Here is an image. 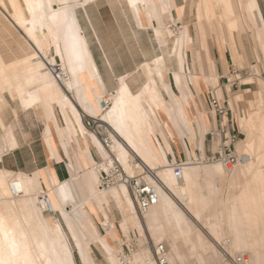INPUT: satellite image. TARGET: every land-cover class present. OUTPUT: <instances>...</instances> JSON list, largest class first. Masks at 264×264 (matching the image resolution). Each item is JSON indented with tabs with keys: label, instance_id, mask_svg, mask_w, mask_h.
Listing matches in <instances>:
<instances>
[{
	"label": "bare ground",
	"instance_id": "6f19581e",
	"mask_svg": "<svg viewBox=\"0 0 264 264\" xmlns=\"http://www.w3.org/2000/svg\"><path fill=\"white\" fill-rule=\"evenodd\" d=\"M23 1L24 5L20 0H8L11 11L9 15L8 11L6 13L14 28L24 34L33 52L28 55L24 52L26 56L9 62H5L0 53V99L3 88L9 86L22 95L23 107L42 104L45 110L52 113L50 116L54 118L57 129L54 128L60 137H66L63 142L66 150L68 136L74 135L82 170L74 171L70 162V177L58 181L52 174L51 166L48 167L49 177L40 176L39 171L26 174L0 166V217L5 219L7 230L14 233L19 246L17 255L11 259L19 264H23L25 257L32 264H77L72 242L81 264H98L91 253L92 245L101 247L108 264H156L151 241L165 246L170 264H191L193 259L198 264H232L230 256L234 255L235 249L249 251V264H264V113L260 114L257 110L264 103V87H257L258 90L250 98H247V94H251L250 89H246L242 91L243 95L238 92L234 98L228 96L226 100L227 109L232 111L235 109L234 101H242L245 107L252 103L258 106V112L255 116L252 114L255 118L253 125H249L248 121L250 111L246 113L241 107L238 126L248 138L239 142L240 154L237 153L240 160L233 166L226 167L219 160L197 161L195 149H199L200 138L195 147L190 145L180 127V123L186 126L182 102L196 113L194 118L199 123L201 135L213 127V123L205 122L198 107L189 69L184 70L185 49H191L193 70L196 65L200 80L218 88L217 95L223 98L218 73L214 70V74L208 75L205 70L206 61L215 68L209 36H212L220 54L226 49L235 63L244 64L246 57L240 51L238 31L247 32L248 46L256 59H262V64L256 63L261 64L259 69L263 77L257 74V64L255 68V65H251L250 69L264 83V19L258 0H188L178 9L181 22L174 32L167 25L169 19L173 20L171 0H124L135 18L139 12L146 15L147 11L155 18L164 17L166 24L154 26L153 36L158 44L170 43V46L168 51H160L144 60L133 73L119 77L117 86L110 91L102 83L78 20L77 5L80 12H86V8L98 0ZM186 3L194 14V36L181 17ZM6 4L0 2L2 15V10H7ZM50 43L54 55L58 56L56 59L48 53ZM257 50L261 51L262 57H259ZM55 60L61 62L66 72L67 77L62 83L56 80L50 67ZM170 61L174 62V68L169 67ZM170 73L179 94L172 88L168 78ZM198 77L193 75L195 82H198ZM122 78L123 85L120 83ZM89 79L97 80L101 86V92L97 91L94 98L87 88ZM39 81L43 84L40 90L42 85L37 84ZM139 81L142 82L135 88V83ZM33 84H37L38 90L29 92L27 88ZM93 84L97 86L95 81ZM121 87L126 88L127 93H122ZM223 89L229 90L227 87ZM70 94L88 114L100 119L110 138L113 156L99 138L89 132L98 155L106 160H91L90 164H86L82 159L84 144L70 114L78 120L82 115ZM53 104L63 114V129L59 126L57 115L53 114ZM79 128L81 133L85 132L81 124ZM5 133L12 138L9 127ZM45 139L47 148L54 156V142L48 128ZM216 144L218 139L214 138V150L217 149ZM174 145L183 151L185 157L179 177L174 174V156L171 162L167 155L173 154ZM5 149L1 148L0 156ZM199 150L204 157L205 152ZM113 158L128 175L134 176L143 171L146 178L151 180L147 173L152 172L159 180L158 197L142 214L136 210L124 184L108 188L98 186L99 170H107ZM80 177L93 187L90 196L83 200H78L74 194L75 181ZM217 178L220 183L226 181L228 184L230 191L226 195L217 194ZM110 201L121 213V231H130L140 243L139 248L128 256L115 245L119 239L117 230L105 228L104 233L100 232L92 216L94 212L100 222L107 225L113 219ZM48 210L53 216L48 215ZM137 231H141L142 235L137 236ZM0 239H3L2 235ZM219 245H222L224 252L219 251ZM3 259L8 261L10 256L5 253Z\"/></svg>",
	"mask_w": 264,
	"mask_h": 264
},
{
	"label": "crops",
	"instance_id": "0c3cea01",
	"mask_svg": "<svg viewBox=\"0 0 264 264\" xmlns=\"http://www.w3.org/2000/svg\"><path fill=\"white\" fill-rule=\"evenodd\" d=\"M3 1L5 2V4L7 3V10H2L3 15L0 14V53L4 58L3 60L5 62H9V60L14 61L16 59H21L22 57L26 56V53L24 52H27L28 55L33 49L26 42V38L23 37L24 34H22L19 29H15L12 25V22L10 21V19L8 18L9 16H7L6 13L8 11L9 15L11 7L8 3V0ZM171 1V13L173 16V20H170L168 18L169 20L167 25L172 30H174V27H178V25L180 26L179 23L181 21L179 18L178 9L182 4V0ZM20 3L24 5L23 0H20ZM258 3L261 9L262 18L264 19V0H258ZM77 10L79 11V23L81 24L93 58L98 66L102 83L109 91L115 89L119 77L127 75L129 73H133L139 64L144 62V60H148L154 57V55L159 53L160 51L165 52V50H169L170 43L158 44L153 36L154 34L152 30L154 26H160L161 23L164 25L166 24L164 17H161L160 19L155 18L153 17V14L151 12L147 11L146 15H142V13L139 12V14L135 18L129 8H127V6H125L123 2L120 3L118 0H98L95 3L89 5L86 8V12H80V6L78 4ZM4 13L6 16L4 15ZM183 14H185L186 16ZM25 15L29 17V13H27V11H25ZM181 17L182 21L189 18V11L187 10V7L184 9ZM6 19L9 20L10 23ZM187 25L190 32L191 23H189L188 21ZM18 32H20L21 34ZM209 43L210 54L215 61V68L211 62L206 61L205 70L208 75L214 74V70H216L220 80L225 77V75L233 74L235 72H237L241 76L248 73L246 66L235 67V65H233L226 49L222 54H220L216 45L213 43V40L209 41ZM27 45H29V47ZM244 49L246 54V61L248 63L255 64L256 60L254 53L248 46V44H245ZM49 51L50 53L52 52V54H54L52 45L50 46ZM185 51L184 70L188 71L189 69V73L191 76L193 70V57L191 49L187 48L185 49ZM257 53L260 56V52L258 50ZM19 56L21 57L19 58ZM55 56L58 57L57 55ZM169 67H175L173 61L169 62ZM194 68L195 70H193V72L195 76L198 77L196 65L194 66ZM225 71L227 72L225 73ZM171 76L172 74L170 73L168 76L169 81L172 84V88L177 92L173 77ZM198 79V82H195L191 79L195 90L194 95L196 102L198 104V107L200 108L201 113L205 117V122L209 124L213 123V127H215L213 113L210 112L209 109L208 92L211 86L205 84V82H203V80H200L199 77ZM94 81L97 86H94ZM37 84L42 85V87L39 85V90L41 88L43 89V84H41V82ZM37 84L29 86L27 90L29 92L37 91ZM251 85L252 84L234 82L231 84L229 90L223 89V87V103L226 105L228 96L234 97L235 93L240 92L241 95H243L242 91L246 89L251 90V94H247V98L250 95V97H252L254 92H252ZM87 86V88L89 89V94L93 98L95 97L97 91L101 92V86L100 84H98L97 80L89 79L87 81ZM8 88L12 90V87L10 88L9 86H5L3 88V91H1L0 99V150L2 147L3 149L6 148L5 152L3 151L0 156V166H3L4 169L13 172H23L26 174H31L39 171L40 176L42 177L50 176L48 167L51 166L52 174L58 181H63L70 177L71 172L68 167V164H70V162L74 171L80 172L82 170L80 165L81 157L78 150V143L75 140L74 135H65L69 137L68 150H66L63 146V142L66 140V137H60L58 130H56L57 128L54 123V118L50 116V114L52 113L45 110V107H43V105L40 103H35L30 106L23 107V105L21 104L22 95L20 96L18 92L16 93L14 88V91L9 90ZM18 95L20 96V98ZM70 97L77 104L79 112H81L80 114L82 115L81 117H83V115L85 114H88L83 108H81L80 104L76 101V99H74L71 94ZM241 102L242 101H234V111H227V125L229 131L236 134H239L238 119L241 117ZM57 107L58 106L53 104V114L57 115L59 126H61V129H63L65 125V119L60 108ZM181 110L186 121V126L180 123V127L185 134L187 141L190 143V145L195 147L198 139L200 138L198 145L199 149L204 151L206 154L209 153L210 148H212V142L208 141L206 136L204 137L206 133L204 134V132H202L201 135V133L199 132V123L195 118L192 117L191 108L187 107V105L182 102ZM70 115L75 127L77 128L78 126L79 128V120L72 114ZM1 124L3 127L1 126ZM54 126L56 129L54 128ZM7 127L10 128V134L12 138H8L6 136L5 131ZM47 128L50 130L51 138L54 142V156L56 155L58 159L56 158V156H52V153L47 148L45 139V131ZM247 136L248 135H246V137L244 138L245 140H247ZM158 137L160 140H162L159 134ZM79 138L84 144L81 150L82 159L86 162V164H90L91 160L95 162L98 161L99 152L95 148L91 135L89 133H85L82 134V137H80L79 135ZM11 142L12 144H10ZM173 148V154L168 153V157L174 156L175 160L177 157L181 159L182 156L178 153L175 145ZM57 172H60L59 175ZM91 187L92 186H90V183H86L82 177L78 178L75 181L74 185V194L76 198L78 200L87 199L90 196V189H93V187Z\"/></svg>",
	"mask_w": 264,
	"mask_h": 264
},
{
	"label": "built area",
	"instance_id": "2783aa9c",
	"mask_svg": "<svg viewBox=\"0 0 264 264\" xmlns=\"http://www.w3.org/2000/svg\"><path fill=\"white\" fill-rule=\"evenodd\" d=\"M51 70L57 81L63 82L67 77L66 72L59 60H55L53 64L50 65ZM209 109L213 113L215 127H212L206 132V135L209 136V141L212 142L214 138L218 139L217 149L212 150L210 148L209 153H205L204 157L202 156L198 148L195 149L197 154V161H216L219 160L226 167L235 165L239 160V155L234 146L236 142V133L229 131L227 125V107L217 95L216 87H210L209 89ZM78 124L84 129V133H81V130L78 128V133L80 137L85 133L95 134L102 145L109 151V154L113 156L110 149V138L107 135L106 128L102 126L100 119L97 116H92L90 114L83 115L82 118L78 121ZM99 162L106 160L98 155ZM171 156V162L172 160ZM108 160V159H107ZM174 174L179 177L181 173V161L172 162ZM145 170V169H144ZM149 177L152 178L148 180L146 178V173L141 171L139 174L134 176L128 175L117 160L114 158L111 160L108 165L107 170H99V184L100 188H108L116 184H124L128 187L130 195L134 201L136 210L139 214H142L146 211L157 199L159 186V180L154 177L152 172L147 173ZM18 193V191H14ZM121 246L125 255H130L131 251L136 247L135 243H127L125 239H122ZM152 252L155 258L156 264H170L166 257V248L162 243H156L152 245ZM232 264H249L247 256L244 253H235L230 256ZM128 264V263H127Z\"/></svg>",
	"mask_w": 264,
	"mask_h": 264
},
{
	"label": "rangeland",
	"instance_id": "374dc122",
	"mask_svg": "<svg viewBox=\"0 0 264 264\" xmlns=\"http://www.w3.org/2000/svg\"><path fill=\"white\" fill-rule=\"evenodd\" d=\"M120 3L121 2H123L124 4H125V6H126V3H125V1L124 0H118ZM188 0H182V4H185V2H187ZM186 5H187V3H186ZM191 8V6L188 4L187 5V10L189 11V13H190V8ZM185 22H190V23H192L191 25H190V34L192 35V36H194V32H195V30H194V14H193V12H192V8H191V13L189 14V18H187L186 20H184ZM193 25V26H192ZM176 29H177V27H174V30H173V32L174 31H176ZM239 32V40H240V51H243V53H244V55H245V57H246V54H245V49H244V46H245V44L247 45L248 43V34H247V32H242L241 31V29L238 31ZM263 33H264V31H263ZM246 35V36H245ZM213 39H212V36H209V41H212ZM259 52H260V55H261V57H262V54H261V51L260 50H258ZM31 52H33V50L31 51ZM50 51H48V53H49ZM165 52H166V50H165ZM50 54V57H53L54 59H56V58H58V57H56L54 54H52V53H49ZM193 57V56H192ZM230 57V56H229ZM260 57V56H259ZM230 60L232 61V63H233V65H235V67H247V70H248V73L246 74V75H239L237 72H235V73H233V74H228V75H225V77H223L222 79H220L219 80V83H220V85L221 86H223V87H227V88H229L230 89V87H231V84L232 83H234V82H239V83H244V84H252L251 86H252V92H256L258 89H257V87H259V88H263L264 87V83L263 82H261V80H258L259 79V76H256V75H254L253 74V72L251 71V69H250V66L251 65H255V66H253L254 68L256 67V64H257V67L258 68H255V69H258V72H257V74L259 75L260 74V76H262L263 77V74H262V71L259 69L260 67H261V64H262V59L260 58V59H256V57H255V60H256V62H261V64H259V63H255V64H251V63H248L247 61L244 63V64H240V63H235L233 60H232V58L230 57ZM246 60V59H245ZM261 60V61H260ZM260 65V66H259ZM227 71H225V73H226ZM260 72V73H259ZM250 74H252V75H250ZM193 75H194V72H193V70H192V74H191V79L192 80H194V78H193ZM251 77V79H250V82H249V78ZM256 77H257V79H256ZM246 78H248V79H246ZM242 79V80H241ZM254 80V81H253ZM259 81V82H258ZM142 81H139L138 83H135V85H134V87L136 88V86L138 87V85L141 83ZM203 82H205V81H203ZM257 83H259L258 85H260V86H257ZM205 84H207L208 86H211L209 83H207V82H205ZM245 86H248V85H245ZM212 87V86H211ZM216 91H217V93H218V88H216ZM176 92V91H175ZM250 92H251V90H250ZM177 94H179L178 93V90H177V92H176ZM231 94V93H230ZM237 93H235V95H236ZM234 95V96H235ZM232 98H234V97H232ZM222 100V99H221ZM242 104H241V107L245 110V112L247 113V112H249V119H248V121H250V123H249V125L252 123V125L254 124V116H255V114L259 111L260 112V114L261 113H264V103L261 105V107H258V106H256L255 107V105H257V104H255V103H252V104H249V105H246V107H245V104L243 103V102H241ZM255 104V105H254ZM254 105V107H252V106ZM226 106V105H225ZM254 109H252V108ZM258 107V111L256 110V108ZM189 108H190V106H189ZM191 109H192V107H191ZM229 111H232L231 109H228ZM253 112H252V111ZM256 110V111H255ZM195 112H193V110L191 111V115H192V117L194 118V116H195ZM252 114H254V116L252 115ZM212 127H209V130L211 129ZM208 130H206V131H204V134L207 132ZM238 132H239V134H237L236 135V142H235V148H236V150L238 151V153H239V142L241 141V139H244L245 137H246V134H245V132H243L242 131V129H238ZM206 136V138H207V140L209 141V136H207L206 134L204 135V137ZM217 148V144H216V146H215V149ZM212 150H214L213 148H212ZM177 151H178V153L182 156L181 157V159H179L178 157L176 158V162H179V161H181L182 163L183 162H185V157H184V154H183V151L181 150V149H179V148H177ZM240 154V153H239ZM169 160L171 161V157L169 156ZM192 161H193V157H192V159H191ZM97 162H99V161H97ZM204 163H212V162H204ZM136 174V173H135ZM226 177H227V174H226ZM220 180H219V178H217V181H216V185H218V192H217V194H227L228 193V191H230V188H229V186H228V184H226V181H224V182H219ZM110 205H111V208H112V218L113 219H111V220H109L108 221V224L107 225H103L102 224V222H100V220L95 216V213L94 212H92V216L94 217V219H95V222H96V224H97V227H98V230L100 231V232H102V233H104L105 232V228H107L108 230H117V232H118V240L114 243L115 245H116V247H118L119 248V251L120 252H124L123 251V248H122V246H121V242H122V239H125L126 241H127V243H135L136 244V247L133 249V250H137L138 248H139V242H137V238L135 237V236H133L132 234H131V232L130 231H126V233H123L122 231H121V229L119 228V221L121 220V213L119 212V210L113 205V203H112V201H110ZM48 215L51 217V216H53V213L50 211V210H48ZM100 218L102 219L103 218V215H102V217L100 216ZM112 222V223H111ZM114 224V225H113ZM113 225V226H112ZM136 235L137 236H140V235H142V232L141 231H137L136 232ZM149 241H150V239H149ZM150 245H151V249H152V245H153V243L150 241ZM218 245V244H217ZM221 246V247H220ZM71 247H72V249H73V251H74V255H75V260H76V263L77 264H81V262H80V260H79V258H78V255H77V250H76V248H75V246H74V244L71 242ZM219 251H221V252H224V248H222V245H219ZM132 250V251H133ZM234 253L233 254H235V253H245L246 255H247V257L249 258V260H251V255H250V253H249V251L248 250H245V251H240V250H238V249H235V251H233ZM91 253H92V256L94 257V259H95V261L98 263V264H108V261L106 260V253L104 252V251H102V249H101V247H99V246H95V245H92V248H91ZM131 254H132V252H131ZM121 255V254H120ZM178 264H180V263H178ZM191 264H198L194 259L192 260V263Z\"/></svg>",
	"mask_w": 264,
	"mask_h": 264
},
{
	"label": "snow or ice",
	"instance_id": "6c2138e0",
	"mask_svg": "<svg viewBox=\"0 0 264 264\" xmlns=\"http://www.w3.org/2000/svg\"><path fill=\"white\" fill-rule=\"evenodd\" d=\"M0 2H3V0H0ZM120 83L123 85V78L121 79ZM120 91L122 93H127V89L124 87H121ZM0 235L3 236V239H0V264H19L18 261L11 259V257H15L17 255L19 246L16 243L14 233H11L7 230L6 221L3 217H0ZM5 253L10 256L8 261L3 259ZM23 264H32V261L25 257Z\"/></svg>",
	"mask_w": 264,
	"mask_h": 264
},
{
	"label": "water",
	"instance_id": "95a60500",
	"mask_svg": "<svg viewBox=\"0 0 264 264\" xmlns=\"http://www.w3.org/2000/svg\"><path fill=\"white\" fill-rule=\"evenodd\" d=\"M102 104H104V103H102Z\"/></svg>",
	"mask_w": 264,
	"mask_h": 264
}]
</instances>
